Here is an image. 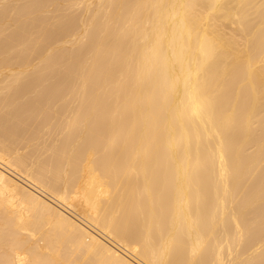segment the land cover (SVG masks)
<instances>
[{
  "label": "bare ground",
  "instance_id": "bare-ground-1",
  "mask_svg": "<svg viewBox=\"0 0 264 264\" xmlns=\"http://www.w3.org/2000/svg\"><path fill=\"white\" fill-rule=\"evenodd\" d=\"M0 264H264V0H0Z\"/></svg>",
  "mask_w": 264,
  "mask_h": 264
}]
</instances>
